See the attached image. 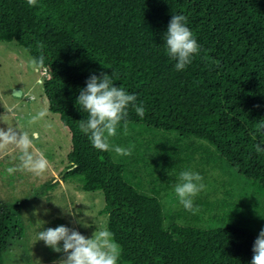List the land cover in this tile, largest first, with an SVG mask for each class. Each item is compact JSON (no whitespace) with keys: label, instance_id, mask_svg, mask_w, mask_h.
<instances>
[{"label":"trees","instance_id":"trees-1","mask_svg":"<svg viewBox=\"0 0 264 264\" xmlns=\"http://www.w3.org/2000/svg\"><path fill=\"white\" fill-rule=\"evenodd\" d=\"M173 14L187 17L201 45L182 71L164 41ZM0 41L17 42L31 57L40 55L37 41L45 45L44 94L72 136L65 179L83 177L84 191L104 194L101 214L122 248L118 264H251L253 229L264 228L260 200L199 199L196 214H166L161 196L180 172L203 165L251 181L264 197V152L255 151L264 147V0H37L34 7L0 0ZM93 74L112 76L146 109L141 118L130 107L128 126L155 142L156 156L145 163L149 189L80 131L88 114L77 99ZM22 206L0 200V264L22 238Z\"/></svg>","mask_w":264,"mask_h":264},{"label":"rangeland","instance_id":"rangeland-1","mask_svg":"<svg viewBox=\"0 0 264 264\" xmlns=\"http://www.w3.org/2000/svg\"><path fill=\"white\" fill-rule=\"evenodd\" d=\"M31 58L17 42L0 41V117L6 115L4 121L0 120V128L6 129L10 125L28 131L29 134L38 131L40 137L35 141L32 151L49 161L48 170L37 176L20 167L21 152L18 149L9 146L0 151V200L7 203L23 202V235L21 240L12 243L4 259L5 264H58L64 254L55 252L44 241H38V233L63 225L91 238L96 230L108 229L107 217L101 214L106 202L103 193L84 191L83 177L65 179L69 166L68 155L72 150L71 132L64 126L60 116L49 110L48 99L44 94L46 76L42 68L36 69L31 65ZM14 91L21 92V95H16ZM40 110L47 111L48 116L29 125L30 116ZM150 139L149 133L140 135L137 126H128L126 136L122 128L112 139V143L120 146H135L130 156L115 153L114 156L126 165L129 173L135 174V183L139 177L143 179L146 189L151 188V185L145 163L156 156L155 142H150ZM9 167L19 170L10 175L7 173ZM203 170L206 172L202 173ZM193 171L203 176L206 185V189L199 193L195 201L204 199L219 205L224 199L236 204L260 200L264 208V197L260 199L255 194L251 181L239 176L240 179L233 182L224 170H210L203 165L195 167ZM243 188L249 195H242ZM230 191H235L233 197L228 195ZM161 197L166 214L185 210L175 196L174 187L164 191ZM214 215H220L219 211L216 210ZM205 217H208L207 213ZM251 221L252 217L248 216L247 224L250 228ZM176 222L184 223L180 219H176ZM253 231L259 235L261 229L257 226Z\"/></svg>","mask_w":264,"mask_h":264},{"label":"clouds","instance_id":"clouds-1","mask_svg":"<svg viewBox=\"0 0 264 264\" xmlns=\"http://www.w3.org/2000/svg\"><path fill=\"white\" fill-rule=\"evenodd\" d=\"M37 0H27L29 6H35ZM188 20L184 15L173 14L167 33L164 36L167 55L176 61L177 71L184 70L199 55L201 45L194 37L192 30L187 26ZM37 50L40 55L31 58V65L40 69L45 65L43 49L45 45L37 41ZM114 75V73H113ZM78 106L88 114L86 120L79 122L82 133L88 138L94 148L104 152H114L119 156H130L134 145L127 147L112 143L123 126V134L128 135L129 108H133L138 116L144 117L146 109L143 103H137V96L129 94L122 86L114 84L112 76L102 74L97 77L91 75L86 88L82 89L77 99ZM48 116L47 111L40 110L31 115L28 124L34 125ZM6 115L0 117L4 121ZM264 129V123L258 125ZM40 137L38 131L22 130L7 125L0 128V151L13 146L21 152L20 167L37 176L44 174L49 168V161L43 155H36L32 150L35 141ZM257 153L264 152V147L255 145ZM19 169L7 168L8 174ZM203 176L191 169L180 172L178 182L174 185V193L180 205L185 210L196 214L199 212L195 206V198L206 189ZM38 241H44L46 246L57 253H63L58 264H118L122 255V248L114 238V234L104 228L96 230L91 238L85 237L75 229L60 225L56 228H47L38 233ZM62 242V247L60 246ZM251 264H264V230H262L253 245V258Z\"/></svg>","mask_w":264,"mask_h":264},{"label":"built area","instance_id":"built-area-1","mask_svg":"<svg viewBox=\"0 0 264 264\" xmlns=\"http://www.w3.org/2000/svg\"><path fill=\"white\" fill-rule=\"evenodd\" d=\"M42 73L44 74V77L48 75V72L46 69H44Z\"/></svg>","mask_w":264,"mask_h":264},{"label":"water","instance_id":"water-1","mask_svg":"<svg viewBox=\"0 0 264 264\" xmlns=\"http://www.w3.org/2000/svg\"><path fill=\"white\" fill-rule=\"evenodd\" d=\"M15 92V94L17 95V94H20L21 95V92H19V91H14Z\"/></svg>","mask_w":264,"mask_h":264}]
</instances>
